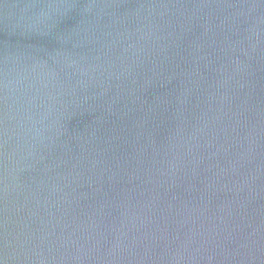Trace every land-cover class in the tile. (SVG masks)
Returning a JSON list of instances; mask_svg holds the SVG:
<instances>
[{"label":"water","instance_id":"obj_1","mask_svg":"<svg viewBox=\"0 0 264 264\" xmlns=\"http://www.w3.org/2000/svg\"><path fill=\"white\" fill-rule=\"evenodd\" d=\"M0 264H264V0H0Z\"/></svg>","mask_w":264,"mask_h":264}]
</instances>
